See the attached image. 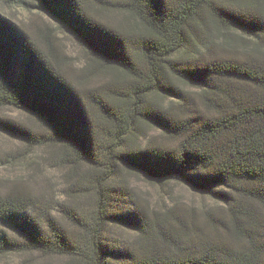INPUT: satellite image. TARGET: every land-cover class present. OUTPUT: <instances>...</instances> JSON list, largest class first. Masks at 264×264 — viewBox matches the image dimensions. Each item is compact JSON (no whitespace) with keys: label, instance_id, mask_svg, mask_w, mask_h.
Wrapping results in <instances>:
<instances>
[{"label":"trees","instance_id":"trees-1","mask_svg":"<svg viewBox=\"0 0 264 264\" xmlns=\"http://www.w3.org/2000/svg\"><path fill=\"white\" fill-rule=\"evenodd\" d=\"M32 1L86 64L73 78L49 31L40 42L0 10V111L42 123L0 115V131L43 150L61 188L2 189L0 260L264 264V0ZM135 175L206 202L152 205Z\"/></svg>","mask_w":264,"mask_h":264},{"label":"rangeland","instance_id":"rangeland-1","mask_svg":"<svg viewBox=\"0 0 264 264\" xmlns=\"http://www.w3.org/2000/svg\"><path fill=\"white\" fill-rule=\"evenodd\" d=\"M0 10L4 15L11 19L16 24L25 28L37 40L43 42L46 32L49 31L53 41L61 48L63 53L68 57V71L73 78H80L81 69L86 64V53L78 45V43L70 36L61 33L57 23L42 9L38 8L32 0H0ZM118 18H116L117 20ZM94 85L93 83L91 86ZM0 115L8 117L13 120L21 122H29L31 124L42 125L41 119L37 116L12 110L0 111ZM151 134L156 135L155 131ZM31 152V151H30ZM29 156H26L24 147L17 141L8 137L5 133L0 131V192L2 189L10 185L17 179H32L35 186L38 183L48 185L50 192L48 197H52L53 184L57 185L56 190H60L59 177L55 173H44V168L41 164L45 163L43 158V150H34ZM24 155V156H23ZM23 156V158L21 157ZM25 157H28L25 160ZM22 159V160H21ZM20 162H26L25 164ZM50 179L53 182H50ZM128 181L132 188H134L142 197L147 199L152 205L156 201L171 202V200H178L187 204L194 203L200 205L206 202L199 194L195 193L188 187H184L174 182L162 183L160 185L148 184L139 176H130ZM170 204V203H169ZM132 233L125 229H112L108 235L109 240L118 241L119 245L123 246L130 238ZM62 260L57 259H39L37 256H13L8 260H0V264H62Z\"/></svg>","mask_w":264,"mask_h":264}]
</instances>
